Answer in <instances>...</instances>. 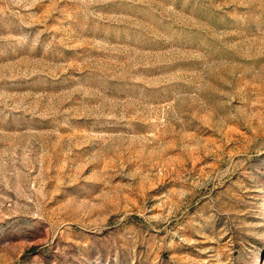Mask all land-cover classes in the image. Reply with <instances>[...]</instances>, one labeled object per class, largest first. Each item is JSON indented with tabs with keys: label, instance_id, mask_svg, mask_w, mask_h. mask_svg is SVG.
Listing matches in <instances>:
<instances>
[{
	"label": "rangeland",
	"instance_id": "374dc122",
	"mask_svg": "<svg viewBox=\"0 0 264 264\" xmlns=\"http://www.w3.org/2000/svg\"><path fill=\"white\" fill-rule=\"evenodd\" d=\"M0 264H264V0H0Z\"/></svg>",
	"mask_w": 264,
	"mask_h": 264
}]
</instances>
